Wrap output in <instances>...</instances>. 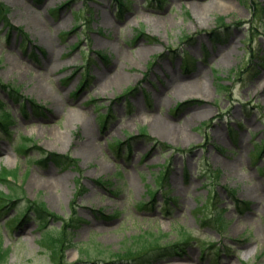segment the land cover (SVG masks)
<instances>
[{"label":"rangeland","instance_id":"1","mask_svg":"<svg viewBox=\"0 0 264 264\" xmlns=\"http://www.w3.org/2000/svg\"><path fill=\"white\" fill-rule=\"evenodd\" d=\"M120 1L0 0V85L21 89L0 86V170L23 186L7 264H55L40 237L63 216L61 264H264V0ZM158 232L169 255H112Z\"/></svg>","mask_w":264,"mask_h":264},{"label":"trees","instance_id":"2","mask_svg":"<svg viewBox=\"0 0 264 264\" xmlns=\"http://www.w3.org/2000/svg\"><path fill=\"white\" fill-rule=\"evenodd\" d=\"M2 4L0 3V12H3V14L6 15L5 13H6L7 9L2 7ZM221 20L223 21V19H221ZM2 86L5 88L9 85L2 84ZM9 87H12V86H9ZM12 89L17 92V89H15L13 87H12ZM2 117L3 118H9L10 114L4 110L2 113ZM143 135L149 136L145 131H144ZM28 141L32 142L31 139L24 136V141L21 144H19V148H21V149L25 148L27 145L26 143ZM50 157H51V159L55 160L57 163H61V161L65 162V164H69V163L74 162V159L70 155H59L56 153H51ZM9 175H16V170L10 171V170L5 169L2 172H0V180L8 183L9 186L11 185L10 186L11 192H9V193L4 192L3 190H0V208L6 206L9 201H11L14 197H17L20 194L18 187L13 184V180L9 178ZM30 205L31 206L28 207L29 211L35 210L40 215V217L45 218V216H47V215L57 216L54 213L48 211L45 208L43 203L36 202L34 205H32V204H30ZM59 218H62L64 220V222L67 221V223H63V228H62L63 231L61 232L60 236H58V237L54 236L52 238H49V236H48L49 233L46 232L47 231L46 230L41 237L43 242H44V245L51 251L50 258L52 259V261L55 264H61L62 245L67 242L66 241V234L68 232L67 230H70L69 229L70 226H73V223H71L72 220L68 221L64 217H59ZM10 223H12L14 225L15 221H10ZM144 234H142L138 238H136L135 243L124 247V249L121 251L112 253V255H119V256L127 255V256H131V257L137 256L136 258H134L135 260L137 258H143L144 259L147 257V259L149 261H151L150 258L164 257L167 254H169L170 250L175 249V247L173 246V245H175L174 243L167 244V242L166 243L163 242V239L165 238V236L163 235L164 233H162V232L151 233L148 237L144 236ZM184 234H185L184 231H182L183 236H184ZM86 253L88 255H91L89 250H87ZM8 254H9V249H4L1 242H0V264H7ZM138 254H139V256H141V255L142 256L139 257Z\"/></svg>","mask_w":264,"mask_h":264}]
</instances>
